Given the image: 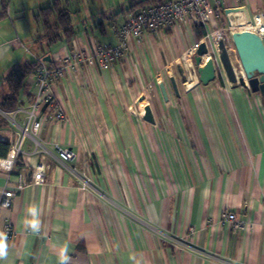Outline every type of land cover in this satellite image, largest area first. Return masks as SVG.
<instances>
[{"label": "crops", "instance_id": "1", "mask_svg": "<svg viewBox=\"0 0 264 264\" xmlns=\"http://www.w3.org/2000/svg\"><path fill=\"white\" fill-rule=\"evenodd\" d=\"M55 1L0 0V88L13 66L117 44L114 26L140 0H60L76 33L50 45L36 14ZM221 3L222 17L207 26L183 20L132 38L119 62L54 83L67 119L45 121L42 147L26 138L13 173L0 167V196L17 174L27 181L1 215L15 234L0 232V264H264V96L221 77L203 84L191 53L201 31L264 15V0ZM27 82L0 123L2 142L14 145L27 119L35 74ZM56 144L77 159L61 160ZM40 164L45 182L35 183ZM224 211L251 226L233 229Z\"/></svg>", "mask_w": 264, "mask_h": 264}, {"label": "built area", "instance_id": "2", "mask_svg": "<svg viewBox=\"0 0 264 264\" xmlns=\"http://www.w3.org/2000/svg\"><path fill=\"white\" fill-rule=\"evenodd\" d=\"M236 1L242 4L245 0ZM221 4V0H217L215 4H212L211 0H168L161 4L143 7L130 13L122 25L114 26L119 39L117 44H95L90 51L76 49L63 57L58 64H50L42 58H38V65L34 73L37 86L34 99L26 110L27 119L17 132L18 137L15 144L12 145L10 154L7 157L0 158V167L9 173H13L18 157L24 152L22 149L24 140L32 138L38 146L42 147L43 144L38 139V134L45 121L50 117H53L59 123L67 119L66 111L55 92L54 83L58 80H64L68 71L90 66L106 67L115 64L124 57L132 38L140 40L145 34L157 32L160 29H170L183 20L195 19L207 26L213 20L222 17ZM258 18L264 20V15L255 16L253 22H256ZM234 33L230 22L227 26L210 29L201 41L204 40L209 51L214 52L217 50L219 41L224 39L228 48L232 51L231 38ZM201 41L194 44L191 50L192 54H196ZM213 59L215 63H218L216 64L217 77L225 79L226 75L217 55ZM0 112L3 115L8 113L2 110ZM56 151L58 157L65 162L74 161L78 157V153L70 147L56 144ZM15 177V188L5 189L0 196V232H3L4 237L8 240L15 234V229L10 219L2 223V212L11 208L16 190L23 189L27 184L23 174L19 173ZM32 177L35 183L45 182L43 164L35 168ZM89 185L90 179L85 177L82 187L87 188ZM222 220L235 230L247 229L251 226L250 222L239 219L235 213L230 211L222 213Z\"/></svg>", "mask_w": 264, "mask_h": 264}, {"label": "water", "instance_id": "3", "mask_svg": "<svg viewBox=\"0 0 264 264\" xmlns=\"http://www.w3.org/2000/svg\"><path fill=\"white\" fill-rule=\"evenodd\" d=\"M235 51L228 48L224 39L218 43L216 51H209L206 42L203 40L199 44L195 61L199 65V79L203 84H209L217 78V66L213 57L217 55L220 65L223 68L227 79L231 83H240L249 87L253 92H260L264 96V35L244 29L235 32L232 36ZM233 55L238 61V68L234 65ZM207 56L205 59L204 57ZM237 69V70H236ZM173 85L178 90L175 78H172ZM162 91L167 96L164 84ZM147 119L153 120L150 114Z\"/></svg>", "mask_w": 264, "mask_h": 264}, {"label": "trees", "instance_id": "4", "mask_svg": "<svg viewBox=\"0 0 264 264\" xmlns=\"http://www.w3.org/2000/svg\"><path fill=\"white\" fill-rule=\"evenodd\" d=\"M168 0H140L133 4L129 12L133 13L140 8L161 4ZM46 28L45 38L51 45L61 39L71 38L76 33L71 12L68 7H62L61 1L56 0L53 4L42 7L36 14ZM201 37L207 34L201 31ZM38 65L37 60L28 61L22 65L13 66L2 78L0 88V110L13 112L20 105L22 92L28 88L27 79L35 73ZM4 115L0 112V123L4 121ZM12 145L9 142L0 141V157H7L11 152Z\"/></svg>", "mask_w": 264, "mask_h": 264}, {"label": "bare ground", "instance_id": "5", "mask_svg": "<svg viewBox=\"0 0 264 264\" xmlns=\"http://www.w3.org/2000/svg\"><path fill=\"white\" fill-rule=\"evenodd\" d=\"M241 22H243L244 24H242L239 29H249L256 32H261L264 35V20L258 18L256 22L247 23L248 21L246 22L245 18H243ZM204 58L206 59L207 56H205Z\"/></svg>", "mask_w": 264, "mask_h": 264}, {"label": "rangeland", "instance_id": "6", "mask_svg": "<svg viewBox=\"0 0 264 264\" xmlns=\"http://www.w3.org/2000/svg\"><path fill=\"white\" fill-rule=\"evenodd\" d=\"M247 23H249V22H247ZM242 24H244V23L241 22V21L232 24V26H233V31H234V32L241 31V29H239V28H240V26H241ZM231 43H232V52H233V51H235V47H234V45H233L232 38H231ZM233 60H234V65L238 68V61H237V58H236L235 55H233ZM191 64H192V63H191ZM194 67H195V64H192V66H190V67L188 68V70H185L184 73L186 74V76L183 74V77H184L185 80L187 79V76H188V78L192 76L190 71H192V69H193ZM189 70H190V71H189ZM182 72H183V71H182ZM226 79H227V77H226ZM227 80H228V79H227Z\"/></svg>", "mask_w": 264, "mask_h": 264}, {"label": "clouds", "instance_id": "7", "mask_svg": "<svg viewBox=\"0 0 264 264\" xmlns=\"http://www.w3.org/2000/svg\"><path fill=\"white\" fill-rule=\"evenodd\" d=\"M33 227H35V223L33 224ZM4 254H5V245L2 242H0V256H3ZM61 260L66 261L67 257L62 254Z\"/></svg>", "mask_w": 264, "mask_h": 264}]
</instances>
